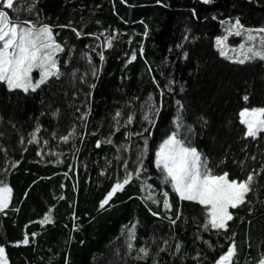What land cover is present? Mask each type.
<instances>
[{"label": "trees", "instance_id": "1", "mask_svg": "<svg viewBox=\"0 0 264 264\" xmlns=\"http://www.w3.org/2000/svg\"><path fill=\"white\" fill-rule=\"evenodd\" d=\"M14 8L4 9L13 19L51 26L63 51L59 78L35 92L0 82V186L12 190L0 212V264H215L233 244V264H257L264 172L247 202L229 209L226 231L205 229L204 207L161 182L155 153L177 132L215 174L242 180L264 167V133L247 137L240 117L264 108V61L238 63L216 43L243 39L222 22L264 28V0H14ZM46 214L52 222L42 224Z\"/></svg>", "mask_w": 264, "mask_h": 264}, {"label": "snow or ice", "instance_id": "2", "mask_svg": "<svg viewBox=\"0 0 264 264\" xmlns=\"http://www.w3.org/2000/svg\"><path fill=\"white\" fill-rule=\"evenodd\" d=\"M159 2V0H158ZM204 3H210L212 0H203ZM4 9L16 11L14 8V0H0V82L6 84L9 91L22 90L27 93L30 90L35 92L41 85L45 84L50 78H59L60 70L57 65L56 55L63 51L61 45L56 42L51 26L47 24L37 25L30 19L21 20L19 16L13 19L8 11ZM31 10V9H29ZM228 23L226 29L229 35L240 36L247 32L246 44L240 45V56L238 63H245L246 60L261 59L264 60V28L258 30L243 29L239 19L234 24ZM253 32L256 34L253 35ZM79 36V33H77ZM147 35V32H145ZM226 37L217 38V45H223ZM259 41L257 46L256 42ZM111 38L108 39L107 45L111 47ZM142 51V49H141ZM220 54H227L221 48ZM100 59L104 57L101 54ZM136 59L133 53L131 60ZM39 70V79L33 81V70ZM95 87V85H93ZM247 99V97H245ZM117 116L120 113L116 114ZM241 123L246 125V136L255 139L258 134L264 133V108L245 109L240 113ZM131 122V117H129ZM151 123V121H150ZM147 131V129H145ZM39 132V128L36 129ZM35 138V133L33 134ZM67 141L68 136L62 137ZM31 142V141H29ZM111 143V141H108ZM99 147V142L97 143ZM145 150L147 149V139L144 141ZM155 165L162 174V183L170 184L173 191L181 200L196 201L205 209L206 223L205 229L209 227L214 230H227L228 222L233 220V213L229 209H236L245 204L247 194L253 190L256 177L264 172V167L259 171L253 170L249 172L245 179L229 178L227 171L223 174H215L213 169L209 167L208 161L201 158V154L195 147L185 145L184 141L178 138V133L173 132L159 146L155 153ZM255 159V157H252ZM143 154L138 157V161L142 165ZM127 168V165H125ZM132 173L128 172L122 182H117L106 194L105 198L100 202L99 207L105 208L109 204L112 197L122 191L132 177ZM139 175V171L136 172ZM11 188L6 184L0 186V212L8 207L11 199ZM164 206L170 208L168 202V193L164 192ZM62 198V197H61ZM148 198L153 203H158L152 196L151 192ZM42 224L51 223L50 215H45ZM129 241L127 248L132 251L135 240L134 230L128 233ZM27 245L29 239L27 235L22 242ZM179 250V246H177ZM143 256L148 255L145 248L137 250ZM5 248L0 247V262L6 259ZM236 255L235 245H231L225 254H222L216 261V264H233V257ZM257 264H264V253H261Z\"/></svg>", "mask_w": 264, "mask_h": 264}, {"label": "rangeland", "instance_id": "3", "mask_svg": "<svg viewBox=\"0 0 264 264\" xmlns=\"http://www.w3.org/2000/svg\"><path fill=\"white\" fill-rule=\"evenodd\" d=\"M6 11V10H5ZM235 23V21H233V22H231V24H234ZM251 30H258V29H251ZM256 33L255 32H253V35H255ZM247 35H248V33L247 32H244L243 34H242V37H243V39H242V41H240V42H238L236 45H233V44H230V43H228L226 40H225V42H224V44L221 46V45H217L218 46V48L220 49V51H221V48L223 49V51L227 54L226 55V57L227 58H229V59H231V60H235V61H237L238 59H242L243 57L242 56H240V45L241 44H245V47H247L248 46V44H246V37H247ZM262 35H264V34H262ZM223 37H225V36H221V37H219V38H223ZM256 44H257V46H258V44H259V41L257 40V42H256ZM256 59H258V58H256ZM57 60V59H56ZM252 60V59H251ZM246 61H248V60H246ZM264 61V60H263ZM32 77H33V81L35 82L36 80H38L39 79V70H36V69H34L33 70V73H32ZM245 110V109H244ZM243 110V111H244ZM247 110H249V109H247ZM249 111H251V110H249ZM246 126V125H245ZM171 135V134H170ZM169 135V136H170ZM168 136V137H169ZM167 137V138H168ZM166 138V139H167ZM179 138V137H178ZM163 143V142H162ZM161 143V144H162ZM160 144V145H161ZM186 146H187V144H185ZM9 204V203H8ZM216 264V263H215Z\"/></svg>", "mask_w": 264, "mask_h": 264}]
</instances>
